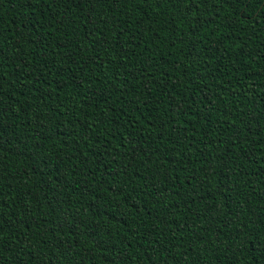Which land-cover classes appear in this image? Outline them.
<instances>
[{"label":"trees","instance_id":"16d2710c","mask_svg":"<svg viewBox=\"0 0 264 264\" xmlns=\"http://www.w3.org/2000/svg\"><path fill=\"white\" fill-rule=\"evenodd\" d=\"M0 264H264V0H0Z\"/></svg>","mask_w":264,"mask_h":264}]
</instances>
